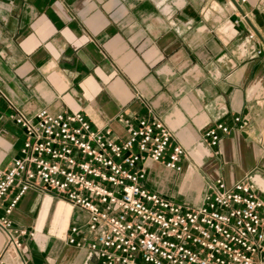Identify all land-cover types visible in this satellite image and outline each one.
Wrapping results in <instances>:
<instances>
[{
    "label": "crops",
    "instance_id": "0c3cea01",
    "mask_svg": "<svg viewBox=\"0 0 264 264\" xmlns=\"http://www.w3.org/2000/svg\"><path fill=\"white\" fill-rule=\"evenodd\" d=\"M45 108L80 112L116 139L136 118H160L187 152L180 173L142 164L160 194L221 178L248 180L264 197V0H0V169L24 140L10 116ZM235 116L248 126L206 143L208 127ZM8 217L33 237L18 254L0 229L6 264H101L67 241L87 220L63 198L29 190Z\"/></svg>",
    "mask_w": 264,
    "mask_h": 264
},
{
    "label": "built area",
    "instance_id": "2783aa9c",
    "mask_svg": "<svg viewBox=\"0 0 264 264\" xmlns=\"http://www.w3.org/2000/svg\"><path fill=\"white\" fill-rule=\"evenodd\" d=\"M10 117L24 140L18 157L0 169V205L15 189L0 215L6 249L20 254L22 238L33 237L8 216L27 191L37 189L86 212L87 221L71 225L67 241L87 248L101 264H264V197L248 180L228 186L218 178L197 205L146 185V159L180 173L187 157L160 118H136L128 136L116 139L109 127L94 128L80 112L45 108ZM248 124L241 116L230 126L218 120L204 140L217 146Z\"/></svg>",
    "mask_w": 264,
    "mask_h": 264
},
{
    "label": "rangeland",
    "instance_id": "374dc122",
    "mask_svg": "<svg viewBox=\"0 0 264 264\" xmlns=\"http://www.w3.org/2000/svg\"><path fill=\"white\" fill-rule=\"evenodd\" d=\"M190 185L191 186L195 185V180H190ZM192 189L190 188L189 192H185L182 190L181 192H177L175 195H170V196H172V199H174L175 197L179 198L178 200H180L181 202L187 205L197 204L200 202L199 200L203 198L206 190L209 189V187L205 186L203 191L197 193L192 192Z\"/></svg>",
    "mask_w": 264,
    "mask_h": 264
}]
</instances>
